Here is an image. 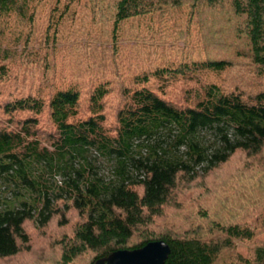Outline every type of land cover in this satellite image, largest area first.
<instances>
[{"label":"trees","instance_id":"trees-1","mask_svg":"<svg viewBox=\"0 0 264 264\" xmlns=\"http://www.w3.org/2000/svg\"><path fill=\"white\" fill-rule=\"evenodd\" d=\"M208 13L240 24L227 32L204 27ZM90 20L107 24L115 40L125 24L136 22L138 34L159 41L175 36L173 22H186L181 37L197 25L203 43L227 44L234 55L173 63L156 53L160 59L122 88L110 119V80L85 89L77 80L90 79V51L72 77L56 68L67 54L60 44L68 32ZM36 62L45 82L35 89L13 84V66ZM205 73L211 75L202 80ZM2 83L20 94L4 96L0 105V262L28 245L30 224L43 229L76 214L72 234L62 238L61 264L88 252L87 264H95L115 250L161 239L171 247L164 264H264V240L248 255L228 256L237 241L260 235L249 223L216 224L217 238L147 231L182 183L237 152L264 151V0H0ZM172 87H179L176 98ZM44 114L49 124H41ZM138 232L143 239L130 244Z\"/></svg>","mask_w":264,"mask_h":264},{"label":"rangeland","instance_id":"rangeland-1","mask_svg":"<svg viewBox=\"0 0 264 264\" xmlns=\"http://www.w3.org/2000/svg\"><path fill=\"white\" fill-rule=\"evenodd\" d=\"M207 15L211 17L209 22L204 23V27L212 25L215 30L224 29V32H227L240 24L223 23L219 21L221 18L217 15L210 13ZM94 23L90 20V24L86 22L84 27L77 25L72 27L65 43L60 44L63 45L60 49L66 47L67 54L60 55L56 68L64 69L63 73L67 76L70 73L72 77L85 64L82 58L90 51V79L77 80L83 89L91 88L101 80H110L114 92L112 93L113 99H110L108 104L110 119H112L115 107L120 104L121 90L129 83V80L131 81L132 75L143 71V68L156 60L161 58L163 61L177 63L221 53L228 54V56L233 54L227 44L219 48L216 47L218 43L215 45L203 43L197 32V25L189 38L181 37L188 33L189 25L186 22H173L171 31L175 36L172 39L164 38L162 41L151 38L149 34L145 36H141L144 33L138 34L141 25L136 22L125 24L118 40L109 35L107 24L96 25ZM221 33L219 32L218 35ZM32 50L50 53L46 47L41 49L37 45H34ZM156 53H159L161 57L156 58ZM138 57L141 61L136 60ZM62 64L64 66H61ZM248 64L249 60L244 59L242 65L245 70L250 68ZM11 71L17 78L13 84L20 82L25 88L35 89V86L46 81V76L38 69L37 62L20 65L17 68L13 66ZM210 75L205 73L200 76L204 80ZM2 84L0 85V105L4 96L20 94L19 89L9 87L12 90L8 91L4 88L7 85ZM186 87L188 85L184 88ZM83 93L86 95V92L83 91ZM171 93L174 98L178 97L179 87H172ZM49 122L47 114H44L41 124L45 125ZM262 186H264V151L257 156L237 152L227 163L220 165L209 174L200 176L191 183H182L176 190L175 199L165 207L163 215L157 217L147 231L153 234L164 232L203 234L217 238L219 233L216 224L226 221L249 223L260 228V235L252 242L237 241L235 249L228 256L233 259L236 255H248L254 244L264 240V196L258 197ZM248 199L251 201L246 202ZM76 219L77 215L74 214L68 223L62 224L57 218L43 229L30 224L28 245L22 248L16 257L3 260L0 264H61L62 238L72 234V225ZM141 239L143 236L138 232L130 244ZM92 256L93 254L88 252L72 264H87Z\"/></svg>","mask_w":264,"mask_h":264},{"label":"water","instance_id":"water-1","mask_svg":"<svg viewBox=\"0 0 264 264\" xmlns=\"http://www.w3.org/2000/svg\"><path fill=\"white\" fill-rule=\"evenodd\" d=\"M171 247L165 240H152L133 249H118L106 257L99 258L95 264H164Z\"/></svg>","mask_w":264,"mask_h":264}]
</instances>
